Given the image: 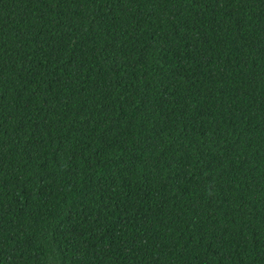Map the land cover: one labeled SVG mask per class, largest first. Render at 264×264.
I'll use <instances>...</instances> for the list:
<instances>
[{
  "label": "trees",
  "instance_id": "16d2710c",
  "mask_svg": "<svg viewBox=\"0 0 264 264\" xmlns=\"http://www.w3.org/2000/svg\"><path fill=\"white\" fill-rule=\"evenodd\" d=\"M0 264H264V0H0Z\"/></svg>",
  "mask_w": 264,
  "mask_h": 264
}]
</instances>
